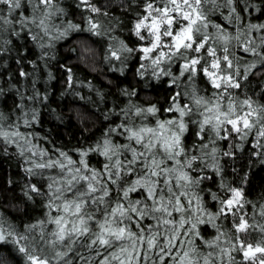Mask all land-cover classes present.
I'll return each mask as SVG.
<instances>
[{
    "label": "snow or ice",
    "instance_id": "obj_1",
    "mask_svg": "<svg viewBox=\"0 0 264 264\" xmlns=\"http://www.w3.org/2000/svg\"><path fill=\"white\" fill-rule=\"evenodd\" d=\"M74 4L85 27L67 18L59 0H0V58L16 50L10 37L22 34L38 50L28 60L31 71L19 69L20 77L31 78V93L9 81L17 102L11 113L0 112V152L15 149L22 195L33 203L39 198L46 210L23 233L0 216V244H14L25 264H264V203L229 183L222 163L238 159L246 145L264 162V85L253 87L252 79L264 76V0ZM114 5L132 16L130 27L118 16L108 26L99 21ZM118 28L135 41L111 35ZM85 32L108 43L100 53V41L79 40L72 48L78 61L95 66L102 54L121 76L135 61V76L165 81L172 91L161 106L138 103L137 90L125 87L119 89L123 106L117 100L100 109L76 92L78 76L61 64L65 93L87 99L107 124L93 143L50 150L41 143L48 137L35 131L41 110L34 105L46 106L49 96L36 87L39 74L43 66L47 82L55 80L49 62L57 43ZM7 91L0 87V95ZM84 114L100 119L87 107ZM93 156L102 159L93 164ZM229 218L231 228L217 223ZM208 227L215 229L211 238ZM254 232L261 238L254 240Z\"/></svg>",
    "mask_w": 264,
    "mask_h": 264
},
{
    "label": "trees",
    "instance_id": "obj_2",
    "mask_svg": "<svg viewBox=\"0 0 264 264\" xmlns=\"http://www.w3.org/2000/svg\"><path fill=\"white\" fill-rule=\"evenodd\" d=\"M100 2H103V0H100ZM59 3L68 13L67 18L82 27L86 26L80 12L75 8L74 0H59ZM109 12V17L103 15L98 17L99 21L105 26H108L111 16H118L125 19V24L122 27H130L132 16L124 13L118 5H114ZM260 19L264 20V17ZM111 35H116L126 42L135 41V38L131 37L128 31H121L119 28ZM10 39L13 40L16 50L0 58V76H2L0 87L8 89L4 95H0V112L4 113H11L15 102H17L15 89L9 88V81L15 83L17 87L22 84L25 85L28 89L26 94L31 93L32 80L31 78L25 80L20 77L19 69L23 67L26 71H31L32 66L28 63V60L37 59L38 57L37 48L25 34H22L21 38L10 37ZM82 39L100 41L101 43L96 46L97 51L100 53L103 52L102 45L106 46L108 43L107 38L92 37L86 32L73 33L69 39L57 43L56 59L49 62V68L53 72L55 80L47 82L48 69H44L43 66L39 74L41 82L36 87L40 89L42 94L47 89L49 96L46 106L45 104L34 105L41 110V123L35 127V131L48 137L47 141L41 143L43 147L50 150L54 145L58 148L71 149L83 145L85 140L88 143H93L100 137L107 124L103 116L100 115L99 111L92 108L87 99L81 100L78 95L65 93L67 73L60 67L61 64L71 67L78 76L79 82L76 85V92L86 98L91 97L100 109L111 107L117 100L121 101L120 106H123L122 102L127 98L119 96V89L125 87L137 90L138 97L134 99H137L138 103H158L161 106H166L165 97L172 91L165 81L158 83L150 75L145 80L135 76L137 66L135 61L131 63L130 69L124 76H121L118 72L113 73L110 71L108 65L103 61L102 54L95 66L83 64L76 59L72 52V48L76 47L78 41ZM22 55L26 57L24 63L22 65L17 64L16 61ZM252 79L253 87L264 85V76H257ZM89 82H91V89ZM97 89L106 97L105 101H101ZM25 103L30 102L25 101ZM85 107L90 112L96 111L100 119L97 121L95 117L89 114L79 115ZM17 113L19 114L18 109ZM85 125H87V128H85ZM222 143L225 146L227 144L226 141ZM14 151V148H9L8 154L0 152V216L14 226L17 231L23 233L25 225L42 218L46 210L43 201L39 198L33 203L22 195L23 173L18 160L11 155ZM253 151L250 145H246L243 152L237 153L238 159L233 161L225 158L222 163L226 161V178L229 183L244 187L249 200L264 203V162H262L260 156L252 155ZM98 159L102 158L93 156L92 163L96 164ZM233 168L238 171L234 172ZM245 176L246 180L244 179ZM9 180L12 181L11 184H9ZM210 186L213 191H221L215 184ZM247 208L251 214V205H248ZM212 210H215V205H212ZM256 219H259V217H256ZM217 223H223L225 228H231V218L228 221L218 220ZM214 235L215 229L208 227L205 236L211 238ZM252 238L254 240L260 239L261 234L254 232ZM233 255H236L238 260L243 259L242 255L237 253ZM0 264H25V261L14 244H0Z\"/></svg>",
    "mask_w": 264,
    "mask_h": 264
}]
</instances>
